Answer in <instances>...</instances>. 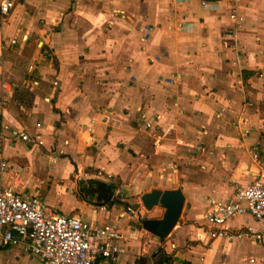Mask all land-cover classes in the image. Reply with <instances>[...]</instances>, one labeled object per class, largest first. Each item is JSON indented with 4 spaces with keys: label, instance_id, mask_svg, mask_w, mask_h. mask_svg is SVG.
Listing matches in <instances>:
<instances>
[{
    "label": "crops",
    "instance_id": "crops-1",
    "mask_svg": "<svg viewBox=\"0 0 264 264\" xmlns=\"http://www.w3.org/2000/svg\"><path fill=\"white\" fill-rule=\"evenodd\" d=\"M201 1L13 0L0 24V184L38 188L55 211L96 224L133 207L117 220L123 252L100 264H153L157 252L164 264H264L263 246L210 239L202 219L208 198L264 170V0H240L234 37L229 0ZM92 178L120 197L81 196L77 182ZM153 188L183 197L161 238L138 220L162 218L139 202ZM225 226L259 228L247 214ZM14 247L0 248V264H44Z\"/></svg>",
    "mask_w": 264,
    "mask_h": 264
},
{
    "label": "built area",
    "instance_id": "built-area-1",
    "mask_svg": "<svg viewBox=\"0 0 264 264\" xmlns=\"http://www.w3.org/2000/svg\"><path fill=\"white\" fill-rule=\"evenodd\" d=\"M240 0H229L228 19L232 22V37L242 28L243 17L237 11ZM204 4V1H201ZM13 0H0V24L13 7ZM43 58L50 59L51 53L44 51ZM31 65L28 70H31ZM56 85V82H53ZM244 104L250 105L249 102ZM241 137L250 132L242 120L233 124ZM146 121L144 127H149ZM19 138L31 146L41 145L40 135L19 133ZM256 161V152H251ZM6 169V162L0 155V174ZM119 188L114 195L120 197ZM247 214L259 228L249 227L230 231L226 221L237 215ZM124 215L136 217L130 205H125L115 221L102 224L83 220L74 214H62L48 206L38 188L30 193H20L11 186L0 184V248L16 246L23 254L33 256L44 264H100L115 260L123 252L122 236L117 220ZM202 219L208 224V238H224L228 241L249 236L264 247V170L243 186L236 187L226 199L208 198ZM252 263L253 258H242ZM260 261V260H259Z\"/></svg>",
    "mask_w": 264,
    "mask_h": 264
},
{
    "label": "water",
    "instance_id": "water-1",
    "mask_svg": "<svg viewBox=\"0 0 264 264\" xmlns=\"http://www.w3.org/2000/svg\"><path fill=\"white\" fill-rule=\"evenodd\" d=\"M202 1L212 2L218 0ZM182 200L183 197L179 188L170 190H159L153 188L141 194L139 196V202L142 204L145 210H149L152 206L158 205L163 209V214L160 220L154 218H145V215H143L142 218H138L139 226L156 237L161 238L168 232L169 228L175 222V218Z\"/></svg>",
    "mask_w": 264,
    "mask_h": 264
},
{
    "label": "trees",
    "instance_id": "trees-1",
    "mask_svg": "<svg viewBox=\"0 0 264 264\" xmlns=\"http://www.w3.org/2000/svg\"><path fill=\"white\" fill-rule=\"evenodd\" d=\"M78 192L81 196L94 198L97 204H107L113 201L114 190L116 184L112 181H101L97 179H87L78 181ZM168 256L164 253L157 252L155 254L153 264L167 263Z\"/></svg>",
    "mask_w": 264,
    "mask_h": 264
},
{
    "label": "rangeland",
    "instance_id": "rangeland-1",
    "mask_svg": "<svg viewBox=\"0 0 264 264\" xmlns=\"http://www.w3.org/2000/svg\"><path fill=\"white\" fill-rule=\"evenodd\" d=\"M14 248H15V250L18 249V247H14Z\"/></svg>",
    "mask_w": 264,
    "mask_h": 264
}]
</instances>
